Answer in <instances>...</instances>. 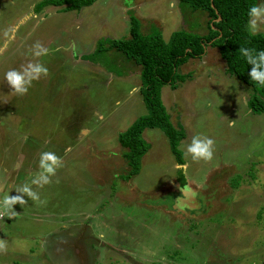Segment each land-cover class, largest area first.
<instances>
[{"label":"rangeland","instance_id":"1","mask_svg":"<svg viewBox=\"0 0 264 264\" xmlns=\"http://www.w3.org/2000/svg\"><path fill=\"white\" fill-rule=\"evenodd\" d=\"M39 1L0 0V200L25 184L39 194L13 205V218L0 215V264H264V113L251 112L249 91L226 74L217 48L180 67L192 79L162 87L172 123L186 131L183 167L163 132L148 128L151 147L128 181L117 135L146 113L140 68L114 51L84 58L101 37L129 36V11L144 33L161 30L165 40L179 29L206 33V14L183 16L178 0L34 12ZM37 44L47 55H33ZM28 63L48 74L20 95L5 73ZM197 136L214 141L211 160L186 152ZM44 152L60 166L40 187L31 180ZM181 191L184 211L176 209Z\"/></svg>","mask_w":264,"mask_h":264},{"label":"trees","instance_id":"2","mask_svg":"<svg viewBox=\"0 0 264 264\" xmlns=\"http://www.w3.org/2000/svg\"><path fill=\"white\" fill-rule=\"evenodd\" d=\"M98 0H41L34 12L46 6L64 7V10H80L91 6ZM260 0H178V7L184 16L186 12H203L207 16L206 33L179 29L165 40L161 30L144 33L141 21L129 11V36L124 38L101 37L94 51L84 55L93 60L97 54L114 51L126 62L140 68V88L146 113L138 116L125 130L117 135L123 148V158L128 172L121 175L129 180L141 171L143 156L149 151L150 144L143 138L148 128H158L168 139L171 153L178 165H183L180 142L186 137L182 124L175 125L162 100V87L168 85L176 89L181 83L192 79V73H181L180 67L189 59L201 58L208 46L215 47L226 64V74L235 77L249 91L248 107L253 114L264 113V87L258 86L248 75L251 65L241 54V48L264 51V33L252 34L248 29L247 15L251 6ZM212 4L214 7H212ZM218 16L220 20L216 21ZM115 60L114 58H112ZM177 180L181 187L187 185L183 169H177Z\"/></svg>","mask_w":264,"mask_h":264},{"label":"clouds","instance_id":"3","mask_svg":"<svg viewBox=\"0 0 264 264\" xmlns=\"http://www.w3.org/2000/svg\"><path fill=\"white\" fill-rule=\"evenodd\" d=\"M248 29L252 34L260 30V21L264 20V0H260L258 5L251 6L247 13ZM48 49L39 44L34 46L33 55L40 57L47 55ZM241 54L246 62L251 65V71L248 73L250 79L258 86L264 87V51L255 52L254 50L241 48ZM48 69L42 63H28L21 71L15 69L5 73V80L15 93L24 95L28 92L32 81L38 80L41 76H46ZM138 91L133 88L131 93ZM130 93V94H131ZM214 141L209 137H194L186 147V152L191 155L193 160H211L213 156ZM60 166V159L52 152H44L39 160V174L31 180V184L42 187L50 182L49 177L55 173L56 168ZM183 167V165H178ZM21 195L10 197L9 194L0 200V215L7 216L9 219L16 215L13 205L27 203L23 198L25 195L33 201L39 200V194L32 190L31 186L25 184L18 190ZM4 248V243L0 242V249Z\"/></svg>","mask_w":264,"mask_h":264},{"label":"crops","instance_id":"4","mask_svg":"<svg viewBox=\"0 0 264 264\" xmlns=\"http://www.w3.org/2000/svg\"><path fill=\"white\" fill-rule=\"evenodd\" d=\"M261 23H264V20L260 21ZM182 194V195H181ZM181 194L176 195L177 198L175 199V201L177 200L176 203H178L180 205V207L176 208V209H180L181 211H184L183 209H185L184 205H181L182 203H187L189 202V199L186 198V196L183 195L182 191ZM195 202H196V198H194ZM191 202V201H190Z\"/></svg>","mask_w":264,"mask_h":264},{"label":"water","instance_id":"5","mask_svg":"<svg viewBox=\"0 0 264 264\" xmlns=\"http://www.w3.org/2000/svg\"><path fill=\"white\" fill-rule=\"evenodd\" d=\"M212 7H214V5L212 4ZM220 20V16H218L217 20L216 21H219Z\"/></svg>","mask_w":264,"mask_h":264},{"label":"flooded vegetation","instance_id":"6","mask_svg":"<svg viewBox=\"0 0 264 264\" xmlns=\"http://www.w3.org/2000/svg\"><path fill=\"white\" fill-rule=\"evenodd\" d=\"M181 205H183V204H181Z\"/></svg>","mask_w":264,"mask_h":264}]
</instances>
